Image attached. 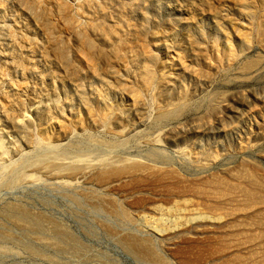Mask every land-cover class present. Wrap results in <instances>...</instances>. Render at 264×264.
Listing matches in <instances>:
<instances>
[{
	"label": "rangeland",
	"instance_id": "374dc122",
	"mask_svg": "<svg viewBox=\"0 0 264 264\" xmlns=\"http://www.w3.org/2000/svg\"><path fill=\"white\" fill-rule=\"evenodd\" d=\"M0 264H264V0H0Z\"/></svg>",
	"mask_w": 264,
	"mask_h": 264
},
{
	"label": "bare ground",
	"instance_id": "6f19581e",
	"mask_svg": "<svg viewBox=\"0 0 264 264\" xmlns=\"http://www.w3.org/2000/svg\"><path fill=\"white\" fill-rule=\"evenodd\" d=\"M25 117H27V116H25Z\"/></svg>",
	"mask_w": 264,
	"mask_h": 264
}]
</instances>
